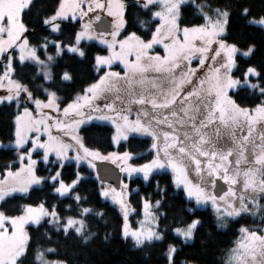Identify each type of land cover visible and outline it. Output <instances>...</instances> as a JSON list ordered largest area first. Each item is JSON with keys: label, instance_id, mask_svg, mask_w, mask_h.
Returning a JSON list of instances; mask_svg holds the SVG:
<instances>
[{"label": "rangeland", "instance_id": "rangeland-1", "mask_svg": "<svg viewBox=\"0 0 264 264\" xmlns=\"http://www.w3.org/2000/svg\"><path fill=\"white\" fill-rule=\"evenodd\" d=\"M189 1L142 0V6H156L152 12L158 20L153 36L142 41L132 33L121 34L124 25L122 0H60L51 19L52 32L56 33L60 21L71 16L78 19L79 26L73 44L65 47L58 45L57 54L64 50L81 55V42H93L105 48V53L94 58L98 78L60 107L53 91L45 88L44 98H32L27 88L12 77V61L16 59L19 63L35 64L37 73L47 82L51 76L52 56L46 55L41 59L36 49L23 37L25 27L21 13L31 0H0V104L15 101L23 105L13 119V139L0 142V147L15 151L17 161L15 169L0 175V202L9 195L22 194L40 184L41 178L35 171L39 160L44 164L48 161L58 164L49 180L54 184L53 191L61 196L67 194L80 177L77 172L70 183L61 181L60 168L63 164L73 163L76 167L84 165L92 169L96 162L106 160L117 165L123 176L119 189L102 183L99 187L101 198L117 206L122 217V235L135 245L161 239L158 230L161 212L156 203L142 200L138 213L129 204L128 195L136 190L133 186L129 187V181L135 177L145 183L153 173L168 172L173 185L183 190L187 200L196 208L209 210L219 225L233 217L256 214L261 210L260 199L264 196V130L254 136L251 129L264 124V103L240 108L230 95L245 82L233 76L235 54L248 55L250 50H238L223 39L227 23L225 10H201L199 6L205 5L197 4L204 22L181 27L178 23L179 9ZM96 13L99 15L96 16ZM101 14L111 20L109 33H96L92 29L91 22ZM251 22L264 29L262 18L251 19ZM180 86H187L186 90L191 94H207L209 108L205 114L208 117L216 116L223 122L230 120L233 126L245 125L246 136L250 138L241 149L239 160L248 170L255 169L247 176L250 192L246 193V184L242 192L228 189L217 199L211 190L212 183L205 181V185H201L204 168L200 166H211L217 150L209 155L206 149L201 151V155L190 154V162H185L169 158L164 149L159 148V134L152 131L148 123V113L153 111L149 107L169 101ZM112 96L121 99L124 106H120L118 100H112ZM144 102L150 106L141 108L145 106L140 105ZM184 116L190 121V110L185 109ZM90 122L106 124L111 128L113 151L103 155L84 144L78 129ZM130 135L151 139L153 157L148 162L133 163L131 159L134 155L116 151L117 144ZM223 149L226 151V148ZM219 161L215 162L218 170L223 167ZM46 218L63 229L72 227L78 233L83 231L82 220L67 218L60 225L55 211L42 204L25 205L15 216H7L0 210V264H17L27 246V226H36ZM197 223L195 219L185 226L175 227L173 232L188 242ZM238 231L237 239L222 257V264H258L260 255L250 250L261 251L264 239L260 240L258 235L264 233V228L241 226ZM174 250L171 245L166 251L169 261ZM44 253L42 249L36 253L39 264H66L49 260Z\"/></svg>", "mask_w": 264, "mask_h": 264}, {"label": "trees", "instance_id": "trees-1", "mask_svg": "<svg viewBox=\"0 0 264 264\" xmlns=\"http://www.w3.org/2000/svg\"><path fill=\"white\" fill-rule=\"evenodd\" d=\"M122 1L124 25L121 34L132 33L139 40H149L158 24L152 12L156 6H142V0ZM59 3L60 0H31L21 13L25 27L23 37L27 44L36 49L41 59L46 55L52 56L50 79L44 81L35 64L19 63L16 59L12 61V77L27 88L32 98H44L45 88L53 91L58 105L63 107L98 78L94 58L105 53V48L93 42H81V55L64 50L57 54L58 45L73 44L79 26L78 19L71 16L60 21L56 33L52 32L51 19ZM197 4L201 10H225L227 23L223 39L238 50H250L248 55L235 54L233 76L240 81L245 80L230 93L235 104L240 108H252L264 103V29L251 22V19L264 20V0H190L180 6L178 23L181 27L204 22ZM22 106L15 101L0 104L1 143L13 139V119ZM78 132L84 144L98 153L104 155L114 150L108 125L90 122L80 126ZM151 144L148 137L130 135L117 144L116 151L134 155L133 163H143L153 157ZM16 167L15 151L0 147V175ZM57 168L55 162L44 164L39 160L35 171L41 178L40 184L22 194L5 197L0 202V210L7 216H15L25 205L42 204L55 211L60 225L67 218L82 220L83 231L78 233L72 227L63 229L47 218L36 226L29 225L27 246L17 264H39L36 260L39 249L45 251L47 259L66 264H222V257L237 239L241 226L264 228V196L260 199L261 210L258 213L233 217L219 225L209 210L196 208L187 200L183 190L173 185L168 172L160 171L151 174L145 183L138 177L129 181V187L136 188L128 195L135 213H138L144 199L156 203L161 212L158 219L161 239L135 245L122 235V217L117 206L101 198L99 187L103 184L97 180L93 168L63 164L61 181L70 183L77 172L80 177L62 196L53 191L54 184L49 180ZM195 219L198 223L190 241L185 242L174 234L175 227L185 226ZM171 245L175 250L169 261L166 251Z\"/></svg>", "mask_w": 264, "mask_h": 264}, {"label": "flooded vegetation", "instance_id": "flooded-vegetation-1", "mask_svg": "<svg viewBox=\"0 0 264 264\" xmlns=\"http://www.w3.org/2000/svg\"><path fill=\"white\" fill-rule=\"evenodd\" d=\"M187 88V86H180L177 93L169 101L158 106L149 107L150 105L148 104L140 106L141 108L149 107L153 109L152 112L148 113V115L150 114L148 123L151 130L159 134V148H163L165 155L169 158L185 162H190V158H188L190 154L192 156H195V154L201 155V151L206 149L205 152L209 155V153L217 150L215 151L217 157L213 154L214 163L210 162L211 166H200L204 168V174L201 173V177L204 175L201 185L204 186L205 181H208L212 183L211 190L213 191L215 183L220 181L226 186V191L222 195L228 189L233 188L242 192L243 187L248 182L247 176L255 172L253 168L248 170V167L239 160L240 151L250 138L246 136L248 133L245 125L241 123V125L233 126L230 120L223 122L216 116L208 117L205 114L209 108L207 94H191L187 92ZM111 99L116 102L118 100L119 105L124 106L121 99L113 96ZM185 109L191 112L190 121L185 119ZM256 127L254 126V128ZM254 128L251 131L254 130L252 135L256 136L258 132L260 133L264 130V124H261L256 129ZM244 138L246 139L242 140ZM214 147L216 148L214 149ZM223 148H226V151ZM194 149L197 150L193 152ZM218 159L223 165L219 170L215 164V162L219 161ZM251 164L253 165L254 163L252 162ZM248 185L250 184L246 186L248 190L246 193L251 191V186L248 187ZM220 197H217V199H220ZM258 238L260 240L264 239V233L259 234ZM251 251L258 256L260 255L258 264H264V245L261 247L260 252Z\"/></svg>", "mask_w": 264, "mask_h": 264}, {"label": "water", "instance_id": "water-1", "mask_svg": "<svg viewBox=\"0 0 264 264\" xmlns=\"http://www.w3.org/2000/svg\"><path fill=\"white\" fill-rule=\"evenodd\" d=\"M92 29L96 33H109L111 30V21L108 17L100 15L91 23ZM94 170L97 179L112 186L115 189H119L121 186L122 172L121 169L113 162L101 160L95 163ZM226 191V186L223 182L217 181L213 188L215 197H219Z\"/></svg>", "mask_w": 264, "mask_h": 264}]
</instances>
